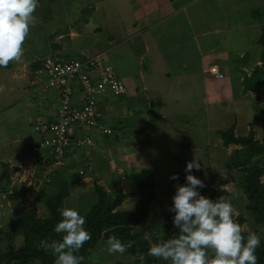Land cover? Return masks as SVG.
Listing matches in <instances>:
<instances>
[{"label": "rangeland", "instance_id": "rangeland-1", "mask_svg": "<svg viewBox=\"0 0 264 264\" xmlns=\"http://www.w3.org/2000/svg\"><path fill=\"white\" fill-rule=\"evenodd\" d=\"M142 3L145 6H150L149 0H142L140 3L137 0H39L35 12L36 22L22 45V59L19 62H9L7 66H0L1 158L5 156L6 151H10L13 141L15 142L18 138H26V142L39 138L34 129L37 123L29 121L30 119L33 121L37 115L33 111L34 109H27L25 104L30 101L34 102L33 97V101L24 99V102L23 97L27 93L26 89L36 88L41 83V78L36 75L32 66L42 62L46 57L71 60L104 54L105 62L115 68L119 79L126 85L137 81L135 76H139L141 73L151 74L150 81L153 83L158 81V77L154 73L158 70V64L152 62L149 55H144L142 38L135 36L133 44H129L135 34L127 35L133 32L130 31L132 25L129 24L134 21L136 7H142ZM253 5L255 6L253 7ZM250 6L253 8L257 6L256 11L260 15H257L255 20L259 19L262 16V11L264 12V0L250 1ZM250 6L249 3L245 4L242 9L243 13L249 11ZM260 11L261 13H259ZM243 17H247V15L243 14ZM246 19L249 20L248 17ZM263 19L264 16L261 17V20ZM252 22L250 21V25H220L223 30L228 28L229 35L221 33L217 38L228 37L232 48L236 47L237 49L246 48L249 44L248 57L252 58L255 50L253 51L251 45L259 40L262 29L261 25H251ZM257 22L255 21L254 24ZM216 26L219 25H211L210 28ZM159 29L154 31V34L160 42L162 40L161 33L165 32ZM170 31L174 32L173 28ZM173 35L164 48L166 52H169L168 55L173 57L174 60H169L170 69L178 76L176 62L183 58L182 55L178 56L182 46L178 45L179 42L172 44L175 37ZM208 39L210 42L214 40L212 37H208ZM143 58L145 60H142ZM238 60L239 57L235 59V61ZM249 62L250 64L245 65L247 66L246 71L239 73L233 71V74H238V76L232 80V83L239 87L243 86V92H245L239 97L235 96L234 92L235 99L226 94L216 97L219 99L214 101L215 91L230 87L231 77L224 76L221 79L214 77V80L210 79L207 82L210 89L209 91L207 88V106L204 104V94L201 91L203 85L199 83V85L193 86V79L190 82V91L185 93H177L179 90L175 85L177 83H174L173 87L162 85L161 89H167L165 92L162 91L166 95L165 99L152 91L143 92L135 97V93L132 92L135 87L130 84L127 96L112 97L107 101H102L99 107L103 108L102 110H105L107 114H109L110 108L116 106L119 108L120 119H115L113 112L107 125L111 128L124 126L123 130L126 132V136L120 140L102 136L105 143L113 144L114 149L110 152V159L115 163L114 172H95L93 174L91 171L89 177L93 182L92 198L83 196L82 198L80 185H78V188L73 190V194L71 193L64 199L62 206H59V211L64 207H72L82 215L88 212L91 205L84 204V201H93L97 198L94 190L96 186L103 188L110 199H115L120 195L125 196L117 211H135L142 206L140 195L142 186L140 185L144 183L148 186L151 185V182H146V180L152 176L154 178L152 183L154 181L156 183L154 190L148 186L147 190L150 196L155 193L156 198L149 204L147 221L142 226L132 229V234H138L149 241L150 248L153 243L161 239L159 234L163 232L162 218H166L170 213L168 209L172 204L175 186L186 183V163L196 155L201 158L202 166L199 170L194 169L192 174L205 184V187L200 189L201 194L216 197L220 193L221 197L227 198L232 203L235 220L240 219V216L245 217L246 220H242L241 223L242 234L247 237L249 232H256L264 239L263 226L256 222L248 211L249 200L243 186L247 169L235 166L238 160L237 152L245 151L247 146L226 145L223 136L224 133L235 129L236 137L253 136L259 146L264 145V119H261L258 113L259 109L264 108V53L261 56L256 52V57L250 59ZM162 67V69L168 68L166 63H163ZM16 68L18 69L16 70ZM177 82L184 81L178 80ZM169 88L170 93L168 92ZM147 95L149 97H146ZM159 112H166L169 117L163 120V125L156 132H153L154 146H151L152 149H150L147 148L149 146H145L151 142L145 138L146 134L144 133L149 128L147 126L143 129V126H140V119L150 118ZM132 114L134 116L131 117ZM30 150L27 152L28 155H31ZM27 154L25 153L26 156ZM25 155H23V159H25ZM261 156H255L253 161L259 160ZM83 158L78 154L73 159V162L76 163H73L74 165L69 168L74 170L83 167L80 164ZM33 159L39 160L38 163H40L43 158L33 156ZM1 160L5 161L0 159V162H2ZM45 160L44 164L39 166H34L33 163L31 165V162L26 163V161L23 164L24 168L19 167L21 168L19 169L16 166L8 168L14 173L11 176L12 181L17 182L13 186L10 184L6 187L8 193L14 187H22L21 185L27 181L24 185L30 184L31 190L23 208L35 209L41 218H47L50 214L44 200L59 193L64 195L65 189L70 185L69 181L65 179L64 170L56 167L53 159ZM4 166L2 165L0 168L1 173L5 170ZM25 169L30 174L27 173V179L23 181L16 171ZM173 174L178 175V180L170 179ZM70 175L71 178H76L77 170ZM219 177L223 178L222 181H227V184L220 188L218 183L216 185L214 182ZM84 180L82 179L81 183H84ZM18 181H21L22 184ZM261 182L264 183V176L261 178ZM215 188L225 192L216 193ZM107 238L105 236L101 239L86 264H134L138 259L144 260L145 264V256L142 254L137 257L126 255L125 252L110 254L107 251ZM14 242V248L19 250L24 245V237L18 235ZM8 243L4 236L0 237V250L5 251L0 254V264H7ZM54 247L55 244H52L49 249L54 252ZM148 257L147 264H167V262L149 254Z\"/></svg>", "mask_w": 264, "mask_h": 264}, {"label": "crops", "instance_id": "crops-1", "mask_svg": "<svg viewBox=\"0 0 264 264\" xmlns=\"http://www.w3.org/2000/svg\"><path fill=\"white\" fill-rule=\"evenodd\" d=\"M142 2V0H137ZM150 6H145L142 3V7H136L135 9V15L134 21H132L129 25H132L131 30L133 31L127 35H134L132 37L133 39L129 41V44H133L135 41V36L137 38H142V44H143V53L144 55H149L152 62H157L158 64V70L155 71V75L158 77V81L153 83L150 81L151 74L148 73H141L139 76H135L137 81H133L131 83H128L126 85L128 93L131 85H134V90L132 92L135 93V97L140 95L143 92H149L152 91L153 93L162 96V99L166 98V95L162 93V91H167V89H161L160 87L162 85H167L168 87H173L172 85L174 83L179 90L177 93H185L190 91V82L193 79V86L198 84L203 85L202 94H204V104L207 106V82L210 79L214 80V77L209 73V69L212 66L217 65L220 71L226 76V78L231 77V84L230 87L221 89L220 91H215V99L214 101H217L216 97H221L226 94H229L232 99H235L233 96V93L235 92V96H238L240 94H244L243 92V86L239 87L237 84H233L232 80H234L235 77L238 76V74H233V71L235 73L244 72L246 71L248 63L250 64V59L253 57H256V52L261 56H263L264 48L260 45V37L262 30L264 29V19L261 20V18L255 20L256 14L258 15V12L256 11V8L250 6V1H256V0H149ZM249 3L250 9L249 11L243 13V7L245 4ZM257 4V3H256ZM140 10V11H139ZM249 13V15H248ZM261 13V11L259 12ZM242 14V15H239ZM243 14H246L247 17H243ZM262 14L264 12L262 11ZM250 16H253L250 18ZM264 16V15H263ZM246 20V21H245ZM250 21H253L251 25H261L262 29L260 32L259 40L256 41L254 44L251 45V48L253 51L255 50V54H253L252 58L248 57L249 51H250V45L237 49L236 47L232 48L230 45V41L228 37L226 38H217V36L221 33L225 34L226 36L229 35L228 28H221L220 25H245L249 24ZM255 21H258L254 24ZM262 21V22H259ZM241 23V24H239ZM211 25H219L214 28H210ZM260 27V26H258ZM138 28L136 31L135 29ZM160 28V29H159ZM174 30V32L170 31V29ZM256 28V27H254ZM163 30L165 33H161L162 40L159 42L158 38L154 34V31L156 30ZM135 31V32H134ZM166 31H168L166 33ZM175 37H174V35ZM172 35L174 37L172 44L175 42H179V46H182L181 53L178 55H182L183 58L179 59V62H176L177 64V70L179 71L178 76L175 75V72L170 69V63L169 60H174L172 56L168 55V51L166 52V49L164 46H166V43L169 42V40L172 39ZM208 37L214 38V40L208 39ZM136 38V40H137ZM128 44V45H129ZM127 45V46H128ZM178 47V46H175ZM104 55V54H99ZM239 57L238 61H235ZM146 58V57H145ZM143 58L142 60H145ZM163 63H166L168 68L162 69ZM15 69V68H14ZM18 68H16L17 70ZM156 77V78H157ZM187 79V80H186ZM178 80L184 81L182 83L177 82ZM198 83H195V82ZM137 84V86H136ZM132 87V86H131ZM184 87H188L185 89ZM238 87V88H237ZM182 90V91H181ZM210 91V89L208 88ZM26 95L23 97L26 100H33L34 102L25 103L27 109L31 110L30 108L34 109L33 111L37 116H35L33 121L30 119V123H38L44 120H55V111L57 109V106L59 104L58 102V93L55 90H48L45 91L42 89L41 83L36 86V88H29L25 90ZM168 92L170 93V88L168 89ZM127 93V95H128ZM126 95V96H127ZM117 98L114 96H105L102 98V101H107L109 98ZM146 97H149L147 95ZM32 100V101H33ZM164 105V104H163ZM162 105V106H163ZM9 107V106H8ZM188 107V106H186ZM103 109V108H102ZM101 109V110H102ZM190 109V108H186ZM163 111L162 109H160ZM105 113V117L103 119V122L106 126L107 121L111 120V114L114 112L115 119H120L119 108L112 107L110 108L107 114L105 110H102ZM124 112V111H123ZM195 112V110H194ZM125 113V112H124ZM133 113V112H131ZM191 114V110L189 111ZM183 115V114H182ZM134 116V114L131 115V117ZM169 117V115L166 114V112H159L155 113L154 115L147 117L144 119H140L141 124L140 126H143V129L149 128V130L145 131L146 139H148L151 143H147L148 145H145L147 148H151V146H154V138L153 132H156L159 127L163 125V120ZM168 119V118H167ZM124 125V123H122ZM109 127V126H108ZM140 130V129H138ZM21 140V141H20ZM25 140V141H24ZM26 138L21 139L18 138L15 142L13 141V144L10 146V151H6V154L4 157H0V159H4L5 161L1 160L0 162V168H2V165L5 167V170L0 172V230L9 225L10 221L13 218V201L9 198V196L12 193V189L10 192L7 193L6 187L8 185H14L16 182L12 181L11 176L12 171L11 169L8 170V168H12L13 166H16V168L23 167V164L30 163L31 165L33 163L34 166H39L41 164H44L48 157H43L42 162L38 163L39 160L33 159V156L28 155L27 152L32 148L33 145L37 144L39 142V138L35 141L29 140L26 142ZM94 141L96 143L95 147L92 148H85L83 150L75 151L73 154H71L68 159L65 161V165L62 167H58L61 170H64L65 173V179L69 181L68 183V189L73 194V190H76L78 188V185H80L81 189V197L85 198H92L93 195V182L91 181L92 178L89 177L91 171L93 174L95 172L99 173H113L114 172V165L115 163L112 162L111 153L114 149L113 144L105 143L103 141L102 135H94ZM13 145L15 146L13 148ZM144 146V147H145ZM145 147V148H146ZM18 148V150H16ZM27 156L25 155V153ZM79 155H82L84 158L82 160V163H80L83 167L81 168H75L72 170L71 166H73V159ZM23 155H25V159H23ZM12 163V164H11ZM9 164V165H8ZM30 165V166H31ZM21 169V168H19ZM8 170V171H7ZM75 170H77V177L71 178V173H74ZM85 170L86 174L84 176H80L79 171ZM18 175H20V178L24 180L27 179V170H18L16 171ZM7 174V177L5 175ZM10 174V175H9ZM30 174V173H28ZM69 176H68V175ZM62 175V174H61ZM16 176V175H15ZM110 176V175H109ZM69 177V178H68ZM18 177V179H20ZM84 180V183H79V180ZM22 181V182H23ZM7 182V183H6ZM74 182V183H72ZM18 183H21V181H18ZM27 181L23 184H26ZM72 183V184H71ZM22 184V183H21ZM77 185V186H75ZM30 188V184L27 185ZM13 188V187H12ZM31 190V189H30ZM30 193V192H29ZM28 193V195H29ZM82 197V198H83ZM92 200V199H90ZM11 201V202H10Z\"/></svg>", "mask_w": 264, "mask_h": 264}, {"label": "clouds", "instance_id": "clouds-1", "mask_svg": "<svg viewBox=\"0 0 264 264\" xmlns=\"http://www.w3.org/2000/svg\"><path fill=\"white\" fill-rule=\"evenodd\" d=\"M39 0H0V66L19 62L23 57V42L36 22ZM201 158L194 155L186 163V183L177 184L169 211L174 213L172 223L176 235L155 242L149 255L167 264H258L256 250L261 237L249 232L245 238L242 226L234 219L232 203L225 197L215 199L202 195L204 182L192 174L201 168ZM170 179L178 180L173 174ZM62 219L53 231L63 233L62 240L54 242V264H82L77 255L91 233L84 226L85 217L72 207L60 210ZM107 251L124 253L131 243L125 244L115 236L106 240ZM40 246L47 248L46 240Z\"/></svg>", "mask_w": 264, "mask_h": 264}, {"label": "trees", "instance_id": "trees-1", "mask_svg": "<svg viewBox=\"0 0 264 264\" xmlns=\"http://www.w3.org/2000/svg\"><path fill=\"white\" fill-rule=\"evenodd\" d=\"M263 15L264 14H262L261 17H263ZM259 41L261 47L264 48V29L262 30ZM39 66L40 63H36L32 67L35 71ZM258 113L259 117L264 119V108L259 109ZM123 128L124 126H115L111 128L114 131L120 132L119 136L114 135L111 137H114L115 140H120L125 137L126 132ZM223 136L226 145L235 144L247 146L245 151L237 152L238 160L235 166L239 168L245 167L247 169L243 186L249 200L248 211L250 216L263 226L262 230H264V183L261 182V178L264 176V154H261L262 152L264 153V145L259 146L258 141H254L253 136L236 137L235 129H231L230 132L224 133ZM257 155L262 156L259 160L253 161L254 157ZM153 180L154 178L150 176L146 182L150 181L151 185H145L146 183L140 185L142 186L140 187L142 206L132 212L117 211L125 198L124 195L117 196L115 199H110L103 188L98 186L95 187L94 190L97 198L93 201H84V204L88 203L91 205L89 211L83 214L85 217V227L91 233V239L86 241L84 246L77 253V255L83 257L82 264H86L90 256L94 254L97 245L103 237L112 235L119 237L125 244L131 243V246L125 251L126 255L137 257L142 254L145 256V264H147L150 243L142 238V236L135 233L132 234V229L137 226H142L148 219L149 204L156 198L155 193L150 196L147 190L148 187L154 190V184L156 183L155 181L152 183ZM222 180V177H219L215 181L213 178L216 185L218 183L219 188L227 184V181ZM21 186L22 187H14L9 196L14 206L13 218L9 225L0 230V237L4 236L9 242L7 245L9 249L7 248L8 253L6 255V262L7 264H54L56 255L49 247L54 244V242L62 240L64 235L63 233L58 234L54 232L53 229L56 223L62 219L59 206H62L64 199L70 195V191L66 188L64 195L59 193L53 197L46 198L44 204L50 211V214L47 218H41L38 216V212L35 209L23 208V206H25L24 204L28 201L27 196L30 192V188L24 184ZM217 192L222 193L225 191L216 189V193ZM217 197H221L220 193L216 195V197L211 196L210 198L215 199ZM173 215L174 213L170 212L166 218H162L163 223L161 228L163 232L159 234L161 236L160 241L167 240L173 235H176L175 232L178 231V229L173 226ZM242 220H246L244 216H240V219L236 221L241 225ZM18 235L24 237V245L21 249L16 250L14 248V240ZM243 236L246 238V235ZM41 240H46L50 246L47 248L41 247ZM2 253H5V251L0 250V254ZM256 254L258 257V264H264L263 238H261V245L256 250ZM134 264H144V260L138 259Z\"/></svg>", "mask_w": 264, "mask_h": 264}, {"label": "built area", "instance_id": "built-area-1", "mask_svg": "<svg viewBox=\"0 0 264 264\" xmlns=\"http://www.w3.org/2000/svg\"><path fill=\"white\" fill-rule=\"evenodd\" d=\"M35 72L43 90L57 91L59 104L55 120L34 126L39 142L32 146L31 155H46L54 165L62 167L75 151L95 147L94 135H120L104 124L105 113L99 106L106 95L121 97L128 90L115 68L105 62L104 55L71 60L46 57ZM209 73L218 79L225 76L217 65L210 67ZM79 174L86 173L81 170Z\"/></svg>", "mask_w": 264, "mask_h": 264}]
</instances>
